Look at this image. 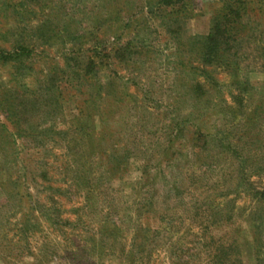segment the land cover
Returning a JSON list of instances; mask_svg holds the SVG:
<instances>
[{"label":"rangeland","instance_id":"rangeland-1","mask_svg":"<svg viewBox=\"0 0 264 264\" xmlns=\"http://www.w3.org/2000/svg\"><path fill=\"white\" fill-rule=\"evenodd\" d=\"M0 264H264V0H0Z\"/></svg>","mask_w":264,"mask_h":264},{"label":"trees","instance_id":"trees-1","mask_svg":"<svg viewBox=\"0 0 264 264\" xmlns=\"http://www.w3.org/2000/svg\"><path fill=\"white\" fill-rule=\"evenodd\" d=\"M24 48L23 47H18L15 48L13 52H7V53H3L0 50V64L1 65H5L8 64L10 62H15L14 66L15 67H24L27 68V66L24 65L23 62H21L20 58L23 57V53H24ZM261 197H264V193L260 194Z\"/></svg>","mask_w":264,"mask_h":264}]
</instances>
